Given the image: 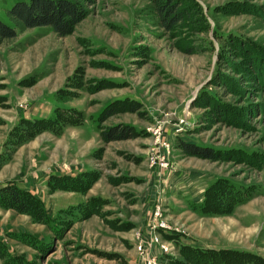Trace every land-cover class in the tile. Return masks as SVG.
<instances>
[{"label":"rangeland","instance_id":"1","mask_svg":"<svg viewBox=\"0 0 264 264\" xmlns=\"http://www.w3.org/2000/svg\"><path fill=\"white\" fill-rule=\"evenodd\" d=\"M92 1L0 47V186L43 210L0 207V264H264V0Z\"/></svg>","mask_w":264,"mask_h":264},{"label":"trees","instance_id":"2","mask_svg":"<svg viewBox=\"0 0 264 264\" xmlns=\"http://www.w3.org/2000/svg\"><path fill=\"white\" fill-rule=\"evenodd\" d=\"M151 1L156 6L160 24L167 31L176 28L187 17V12L182 8L180 0ZM92 4V0H30L27 3L17 2L6 12L11 25L0 21V47L5 43L14 42L19 33L34 28L48 27L59 37L69 36L87 16L88 6ZM184 50L188 54L194 52L193 47ZM102 135L105 138L116 137L117 140L129 138L127 130L121 128V126L107 128ZM178 146L188 156L211 161L221 160L220 153L213 152L207 147L183 141H179ZM222 193H219L220 196L216 197V199L220 197L217 200L224 199ZM238 204L240 202L235 201V197H231L228 210L223 209L221 212L228 213L233 206ZM0 207L29 215L36 220L43 216L42 206L38 199L12 185L0 186Z\"/></svg>","mask_w":264,"mask_h":264},{"label":"built area","instance_id":"3","mask_svg":"<svg viewBox=\"0 0 264 264\" xmlns=\"http://www.w3.org/2000/svg\"><path fill=\"white\" fill-rule=\"evenodd\" d=\"M158 138H159V134H158ZM161 146L163 147V148H166L167 149V147H168V145L164 142V143H161ZM163 158L162 159H156V161L158 160L159 162H160V166L161 167H164V166H166L167 164L164 162L165 161V156H162ZM164 160V161H163ZM157 161V162H158ZM156 162V163H157ZM162 226H164V225H162ZM146 264H151V262L150 261H146Z\"/></svg>","mask_w":264,"mask_h":264},{"label":"crops","instance_id":"4","mask_svg":"<svg viewBox=\"0 0 264 264\" xmlns=\"http://www.w3.org/2000/svg\"><path fill=\"white\" fill-rule=\"evenodd\" d=\"M191 195V194H190Z\"/></svg>","mask_w":264,"mask_h":264}]
</instances>
